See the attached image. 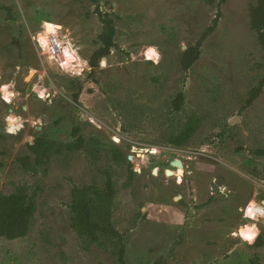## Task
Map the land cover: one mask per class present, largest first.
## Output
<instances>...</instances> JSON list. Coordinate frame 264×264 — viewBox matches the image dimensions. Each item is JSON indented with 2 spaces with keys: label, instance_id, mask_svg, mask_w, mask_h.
<instances>
[{
  "label": "rangeland",
  "instance_id": "rangeland-1",
  "mask_svg": "<svg viewBox=\"0 0 264 264\" xmlns=\"http://www.w3.org/2000/svg\"><path fill=\"white\" fill-rule=\"evenodd\" d=\"M256 3L0 0L8 8L0 9V82L13 79L21 65L14 103L28 121L19 134H4L3 116L12 106L0 101V196L23 188L36 205L25 238L0 237V264H118L112 244H91L72 228L73 190H104L107 172L117 191L113 219L129 264H264V243L248 245L229 235L241 223L237 207L264 200V50L250 20ZM103 17L114 21L116 31L115 53L104 57L110 67H98L83 81L49 70L65 92L50 106L39 101L23 82L29 67L40 69L30 41L39 20L65 25L90 61L100 48ZM149 46L159 51V64L141 55ZM188 47L198 48V60L185 71L181 60ZM180 93L185 101L176 111L173 101ZM82 113L101 127L81 119ZM193 117L195 134L182 147L172 145L170 139ZM37 118L45 120L40 130L31 125ZM40 135L55 147L31 172L19 159L30 156L35 163L30 145ZM134 149L146 151L144 158ZM173 153L184 163L181 182L165 173ZM220 176L231 192L227 199L213 191ZM260 228L264 242V224Z\"/></svg>",
  "mask_w": 264,
  "mask_h": 264
},
{
  "label": "trees",
  "instance_id": "trees-1",
  "mask_svg": "<svg viewBox=\"0 0 264 264\" xmlns=\"http://www.w3.org/2000/svg\"><path fill=\"white\" fill-rule=\"evenodd\" d=\"M212 3L215 0H204ZM225 1V0H222ZM0 9H8L0 6ZM98 13L103 15L100 8ZM104 24V31L99 37L100 48L91 56L90 64L93 71L99 67L101 58L108 56L111 49L116 47L115 27L111 18H101ZM251 27L258 36V41L264 50V0H257L256 5L250 9ZM198 60V48L188 47L182 56V66L188 71ZM264 80L261 82V87ZM259 89V88H258ZM261 89V88H260ZM257 91L252 95L249 103H252ZM75 100L78 98L76 96ZM184 94L180 93L173 101V107L180 111L184 104ZM198 119L196 117L186 125L185 129L177 136L170 139V143L175 147H182L195 134ZM77 132V131H76ZM55 143L50 142L47 137L40 135L35 139L33 145H30V151L36 156L35 163L30 156L20 158L19 161L24 168L31 172H38L39 166L45 164L46 159L54 150ZM116 155H120L116 151ZM134 171H130V177L133 178ZM107 182L104 190L98 188H75L72 193L71 210L73 213L72 228L81 237L88 238L91 244L106 245L110 243L114 246V255L118 264H129L127 261V246L124 242V235L120 233L114 224L113 213L116 202L117 191L111 172L106 173ZM36 212L35 201L29 197L27 192L20 188L17 193L0 196V237L8 240H17L25 238L29 231L33 217ZM262 238H258L255 245L263 244ZM156 264H162V260Z\"/></svg>",
  "mask_w": 264,
  "mask_h": 264
},
{
  "label": "clouds",
  "instance_id": "clouds-1",
  "mask_svg": "<svg viewBox=\"0 0 264 264\" xmlns=\"http://www.w3.org/2000/svg\"><path fill=\"white\" fill-rule=\"evenodd\" d=\"M30 41L37 56L41 58V64L39 70L35 67H29L28 74L23 77V82L31 84L30 93L48 106L53 103L57 96L65 92L64 89L56 87L49 75V70L55 72L56 75L67 76L70 79L79 78L81 81L94 70L89 59L82 55L83 46L73 38L65 25L56 22L54 19H40L38 30L30 32ZM111 52L114 54L115 50L112 49ZM141 55H143L145 60L153 61L154 64H159L160 62V53L155 46L146 47ZM131 60L136 61L137 55L131 54ZM99 67L100 69L110 67L108 59L101 58ZM21 71V65L17 64L13 72V79L0 82V101L12 106L8 114L3 116L4 126L2 131L4 134L11 136L19 134L25 128L26 123H28L24 117L16 113L14 103L20 96L17 91L15 78L20 76ZM33 78L36 79L35 83H32ZM46 78L47 84L45 85L43 82ZM88 87L95 88V85L89 83ZM81 101L83 102V93ZM26 108L27 105H24V109ZM80 118L87 119L98 128L101 127L93 115L82 113ZM44 123L45 120L43 118L31 121L32 127L37 130H40ZM31 140H34V137L30 138ZM152 151L156 152L157 149L153 148ZM201 151H207V149L201 148ZM134 171L139 173L141 169L136 167ZM220 193L226 199L231 195L230 190L224 187L220 189ZM236 212L240 214L241 223L236 229L230 231L229 235L231 237H239L241 242H247L248 245L254 244L261 235L260 225L264 224V200L251 199L246 204L237 207Z\"/></svg>",
  "mask_w": 264,
  "mask_h": 264
},
{
  "label": "water",
  "instance_id": "water-1",
  "mask_svg": "<svg viewBox=\"0 0 264 264\" xmlns=\"http://www.w3.org/2000/svg\"><path fill=\"white\" fill-rule=\"evenodd\" d=\"M237 121V118H233L230 122L231 125L235 124ZM114 141L117 143L120 141L119 138H114ZM155 154V152L152 151V154ZM174 159L172 160L171 164L168 165L166 167V176L167 177H173L175 175V173L177 174V176L179 174H181L182 176H184L185 172H184V163L182 160L178 159V154L177 153H173L172 154ZM129 161L132 162L133 160V156H129L128 158ZM153 175L154 176H157L158 175V169L155 168L154 171H153ZM224 184H225V178L223 176H220L216 179V181L214 182L213 184V191L214 192H220V189L222 187H224ZM182 197L179 196V197H176V201H179Z\"/></svg>",
  "mask_w": 264,
  "mask_h": 264
},
{
  "label": "bare ground",
  "instance_id": "bare-ground-1",
  "mask_svg": "<svg viewBox=\"0 0 264 264\" xmlns=\"http://www.w3.org/2000/svg\"><path fill=\"white\" fill-rule=\"evenodd\" d=\"M117 143H118V142H117ZM134 150H135V152H136L137 154H139V157L144 158V156H142V154L145 153L146 151L144 152V151H140V150H138V149H134ZM151 153H152V152H151ZM155 153H157V151H156ZM153 154H154V153H153ZM139 168H140V166H139ZM158 175H159V169H158ZM174 177H178V178H180L179 182L182 181V175H181V174H179V175L177 176V174L175 173Z\"/></svg>",
  "mask_w": 264,
  "mask_h": 264
},
{
  "label": "flooded vegetation",
  "instance_id": "flooded-vegetation-1",
  "mask_svg": "<svg viewBox=\"0 0 264 264\" xmlns=\"http://www.w3.org/2000/svg\"><path fill=\"white\" fill-rule=\"evenodd\" d=\"M172 157H173V155H172ZM173 159H174V158H172V160H173ZM172 160L169 161V163L166 165V167H167L168 165L171 164ZM158 169H159V168H158ZM165 171H166V168H165Z\"/></svg>",
  "mask_w": 264,
  "mask_h": 264
}]
</instances>
